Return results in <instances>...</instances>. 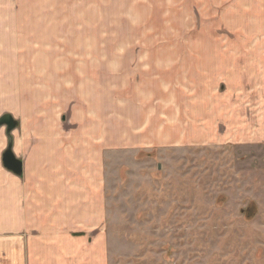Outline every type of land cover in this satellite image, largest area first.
<instances>
[{
  "label": "rangeland",
  "instance_id": "374dc122",
  "mask_svg": "<svg viewBox=\"0 0 264 264\" xmlns=\"http://www.w3.org/2000/svg\"><path fill=\"white\" fill-rule=\"evenodd\" d=\"M42 1L44 6L53 3ZM58 1L59 7L52 5L55 13L45 14L51 25H35L28 16L25 33L32 44L27 54L17 53L18 65L26 61L35 69L44 64L41 49L45 43L52 44L58 56L74 53L77 58L83 53L110 59L115 54L146 52L206 56L215 49L216 55L225 58L217 63V76L180 78L182 88L174 94L147 84L156 101L177 102L182 112L191 99L215 103L218 93L223 106H238L235 100L251 94L264 100V55L260 62L253 55L243 62V54L227 57L220 49L242 50L248 37L264 39V0H248L255 9L246 13L242 0ZM248 17L251 23L244 30L243 18ZM150 38L155 45L140 44L151 42ZM80 63L76 61V65ZM35 79L0 76V117L6 115L4 98L7 103L18 98L14 89L33 84ZM95 79L106 88L107 97L122 82L112 77L74 80L78 88ZM67 81L70 79L60 78L50 83ZM7 89L12 93L4 95ZM123 94L133 96L131 90ZM82 98L76 93V101ZM210 105L197 110L187 106L185 119L180 118L187 125L165 128L170 145L158 146L159 137L154 133L159 118L152 116L147 135L141 132V150L109 153L113 157L107 159L106 173L108 264H264V118L259 121L262 144H244L242 119L238 123L226 110L214 116ZM127 113L134 111L127 109ZM169 114L171 120L172 108ZM122 129L120 126L118 131ZM3 132L4 125L0 127ZM153 134L156 140L150 139ZM149 144L153 148L142 150ZM250 204L256 212L248 221L251 213L241 211Z\"/></svg>",
  "mask_w": 264,
  "mask_h": 264
},
{
  "label": "crops",
  "instance_id": "0c3cea01",
  "mask_svg": "<svg viewBox=\"0 0 264 264\" xmlns=\"http://www.w3.org/2000/svg\"><path fill=\"white\" fill-rule=\"evenodd\" d=\"M30 2H34L33 5H29ZM42 2L0 0V66L8 61L7 66L0 67V76L36 78L33 84L16 87L13 93L20 96L13 101L7 103L4 96L3 112L17 125L8 134L0 133V264H108L106 173L107 159L113 157L109 153L141 150V132L147 135L152 116L159 118L154 133L159 139L156 140L154 134L150 139L161 147L170 145L165 128L186 126L180 120L186 115L184 109L187 106L200 109L203 104H211L214 116L226 110L227 116L237 119L238 123L242 119L244 144H262L258 136L259 121L264 118V100L251 94L235 100L238 106H223L217 92L218 97L214 96L217 99L213 98L215 103L191 99L182 107V112L177 102L175 105L172 100L156 101L147 84L153 83L174 94L182 88L184 80L180 78L217 76V63L225 58L216 55L215 49L206 56L146 52L115 54L110 59L106 55L83 53L77 58L74 53L58 56L52 44L45 43L46 47L41 49L44 64L35 65L34 69L25 61L26 65L20 66L16 62L17 53L27 54L32 44L25 33L28 16L35 25L45 27L52 24L45 21V14L55 13L52 5L59 7L58 0H53L51 6H44ZM247 3L248 0H242L243 13L253 12L255 8ZM243 19L245 30L251 18ZM57 44L63 51L58 41ZM140 44L155 45V42L151 39ZM242 46V50L224 49V46L220 49L227 52L224 54L227 57L243 54V62L251 55L261 61L262 37H248ZM76 61L81 63L76 65ZM76 77H112L122 82L112 90L113 96L107 97L106 88L100 81L98 84L97 79L89 86L84 81L86 87L76 88ZM60 78L70 81L50 83ZM167 78H171L169 82ZM128 90L133 92L132 98L124 97L123 93ZM10 92L7 89L4 95ZM76 93L83 95V101H76ZM171 108L174 114L170 120ZM127 109H133L134 113H127ZM165 110L169 111L165 114ZM136 120L141 124L136 125ZM75 123L78 124L74 128ZM120 126L123 129L118 131ZM9 142L12 153L21 163L20 176L6 170L2 164ZM152 146L146 145L142 150Z\"/></svg>",
  "mask_w": 264,
  "mask_h": 264
},
{
  "label": "water",
  "instance_id": "95a60500",
  "mask_svg": "<svg viewBox=\"0 0 264 264\" xmlns=\"http://www.w3.org/2000/svg\"><path fill=\"white\" fill-rule=\"evenodd\" d=\"M3 125L6 126V133L8 134L16 127L17 123L12 119L11 116L6 114L0 117V127ZM2 164L6 170L11 171L14 175H21V163L20 160H18L12 153L10 142L8 149H6L2 155Z\"/></svg>",
  "mask_w": 264,
  "mask_h": 264
},
{
  "label": "trees",
  "instance_id": "16d2710c",
  "mask_svg": "<svg viewBox=\"0 0 264 264\" xmlns=\"http://www.w3.org/2000/svg\"><path fill=\"white\" fill-rule=\"evenodd\" d=\"M147 156H153V154H146ZM242 214H246V213H251V216L247 217V220H251L252 217L255 215V206H253L252 204L249 205V207H247L246 209L241 211Z\"/></svg>",
  "mask_w": 264,
  "mask_h": 264
}]
</instances>
